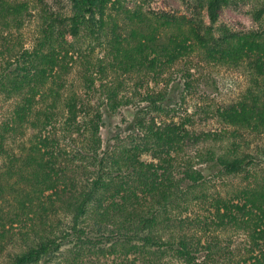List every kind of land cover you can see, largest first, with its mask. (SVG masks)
<instances>
[{
	"label": "trees",
	"instance_id": "obj_1",
	"mask_svg": "<svg viewBox=\"0 0 264 264\" xmlns=\"http://www.w3.org/2000/svg\"><path fill=\"white\" fill-rule=\"evenodd\" d=\"M121 1L72 0L71 14L51 15L39 40L28 49L12 45L13 31L23 26L26 4L0 0V41L4 45L0 49V94L14 101L10 116L0 122L3 264H53L63 241L71 237L74 247L104 253L107 245L109 249L119 247L127 257L134 256L119 264H166L163 259L169 253L191 262L199 251L186 235L177 241L164 239L159 228L172 226L167 211L182 195V181L196 182L203 177L193 166L177 177L175 155L186 145L216 139L217 134H196L175 122L148 123L134 116L126 128L138 131L139 140L109 152L101 138V129L110 121L104 120V114H123L110 73L157 71L194 52L213 63H245L251 86L219 115L227 124L264 132V32H236L218 26L219 9L229 0L203 1L208 23L166 14L150 18L125 8L130 29L126 35L112 31L111 60L98 66L106 77L100 85L106 96L104 112L90 114L76 93L65 94L68 62L80 46L77 41L66 42V33L74 40L82 30L101 37L107 25L117 27L109 10L119 13L117 3ZM9 44L13 48L10 56L4 54L10 51ZM28 130L32 138L21 140ZM76 136L80 146L75 141L68 143ZM237 151L233 146L229 153L209 154L206 169L227 174L242 171L248 156ZM145 152L150 161L140 158ZM75 160L82 164L75 165ZM239 196L237 202L216 199L212 223L218 228L232 225L248 231L255 248L234 264H264V178L240 190ZM16 226L26 229L22 239L29 240L21 250L5 253ZM205 248L213 255L211 247Z\"/></svg>",
	"mask_w": 264,
	"mask_h": 264
},
{
	"label": "rangeland",
	"instance_id": "obj_2",
	"mask_svg": "<svg viewBox=\"0 0 264 264\" xmlns=\"http://www.w3.org/2000/svg\"><path fill=\"white\" fill-rule=\"evenodd\" d=\"M10 1L23 2L27 7L23 26L13 31L15 38L12 45L16 48L21 47L19 44L23 46L22 48L31 49L39 40L41 29L49 22L51 15L61 17L71 14L72 0ZM203 1L122 0L121 4L117 3L119 13L109 10V14H112L117 22V27L107 25L101 37L88 35L82 30L74 40L70 33H66V42L77 41L80 46L78 45V53L68 62L69 73L64 76L67 81L65 94L76 93L90 114L97 110L102 112L106 108L105 92L100 86L105 84L106 77L98 72V66L111 60L109 42L113 35L112 31L115 29L126 35L130 29V26H127L129 22L126 21L125 8L130 13L138 12L150 18L155 14H166L182 21L201 19L208 23ZM260 10L263 11L261 16L258 15ZM218 13L217 25L221 28L226 27L236 32H264V0H229ZM8 46L10 51L6 50L5 55L13 50L10 44ZM0 49L4 50L1 41ZM109 80L113 81V87L118 89L117 98L122 102L120 109L123 111L122 115L104 114L106 116L104 120L110 121L101 129V138L109 152L121 146H132V143L139 140L138 131L126 128L134 116L142 117L148 123L175 122L196 134L209 133L214 136L217 134L216 139L200 140L197 144L186 145L175 155L177 177L181 178L182 171L189 166L200 170L203 177L196 182L189 179L182 181L183 193L167 211L172 226L166 228L161 226L159 233L164 239L174 237L175 241L178 237L186 235L199 251L191 262L169 253L163 259V263L234 264L237 260L247 257L251 249L255 248L247 230L232 225L218 228L212 223L216 220L213 214L216 199L237 202L241 197L240 190L264 178V132L244 130L227 124L219 115L220 110L238 101L251 86L247 65L213 63L205 60L199 52H194L161 70L143 69L125 74L110 73ZM13 104L12 99L0 94V122L10 116ZM108 116L110 118H107ZM32 135L28 130L20 139L27 140L32 138ZM16 141L17 143H12V146H17L15 144H18V139ZM73 141L80 146L81 139L78 136L70 138L68 143ZM233 146L238 150L237 154L248 156L249 163H246L242 171L227 174L217 168L206 169L209 154L229 153ZM140 158L145 161L151 160L147 152L141 154ZM74 163L82 164L77 160ZM83 173L79 170L81 177ZM205 223L208 226H205ZM25 230L19 226L14 227L15 237L12 242L7 243L5 253L24 248V242L29 240L22 239L21 233ZM74 244L76 243L73 237L64 240L60 251L54 257L53 264L72 261L84 264H119L134 257L125 256L119 247L109 249L106 245L104 253H99L96 249L94 253L89 248L74 247ZM208 246L212 248L213 255H209V250L205 248ZM4 258L5 256L1 258L0 264H3Z\"/></svg>",
	"mask_w": 264,
	"mask_h": 264
}]
</instances>
